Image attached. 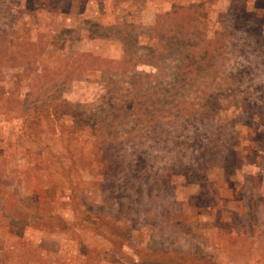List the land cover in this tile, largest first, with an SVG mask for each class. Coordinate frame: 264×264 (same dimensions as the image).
<instances>
[{
	"label": "rangeland",
	"instance_id": "1",
	"mask_svg": "<svg viewBox=\"0 0 264 264\" xmlns=\"http://www.w3.org/2000/svg\"><path fill=\"white\" fill-rule=\"evenodd\" d=\"M0 264H264V0H0Z\"/></svg>",
	"mask_w": 264,
	"mask_h": 264
}]
</instances>
